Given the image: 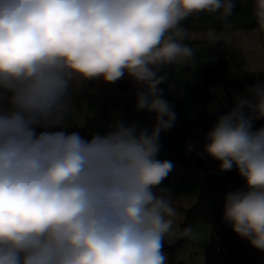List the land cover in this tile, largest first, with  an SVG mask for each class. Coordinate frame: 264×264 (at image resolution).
I'll return each mask as SVG.
<instances>
[{
    "label": "clouds",
    "instance_id": "obj_1",
    "mask_svg": "<svg viewBox=\"0 0 264 264\" xmlns=\"http://www.w3.org/2000/svg\"><path fill=\"white\" fill-rule=\"evenodd\" d=\"M236 0H0V264H168L164 246L194 238L174 227L177 208L155 189L173 169L157 160L159 133L175 113L158 75L195 53L182 22L233 15ZM264 30V0H252ZM209 43L215 44L214 29ZM127 73L143 91L137 110L156 113L149 134L117 122L84 139L62 127L83 82ZM255 101V103H252ZM256 114L246 118L242 109ZM264 80L219 117L205 151L244 189L225 197L234 233L264 251ZM37 129H45L37 131Z\"/></svg>",
    "mask_w": 264,
    "mask_h": 264
},
{
    "label": "crops",
    "instance_id": "obj_2",
    "mask_svg": "<svg viewBox=\"0 0 264 264\" xmlns=\"http://www.w3.org/2000/svg\"><path fill=\"white\" fill-rule=\"evenodd\" d=\"M241 7L233 10V15L226 19H220L219 14L202 13L182 22L186 33L180 42L192 47L195 55L187 63L179 64L180 81L186 85L200 86L203 96L190 95L185 91L175 92L174 97L179 107L184 108L190 116L201 108L214 111L235 106L238 99L246 98L249 86L258 79L264 80V30L257 26L245 27L253 21L252 11L248 6L242 11L244 8L241 10ZM209 29L215 30L216 42L237 51L242 56V62L240 65L225 63L220 71L207 78L203 69L207 63L205 52L209 44ZM157 74L166 77L168 71L163 67ZM81 86L74 92V108L60 127L61 131L70 133L74 127L82 126L87 118L105 114L113 124L111 131L117 122H122L126 126L136 125L138 131L146 129L151 133L142 110H137L136 107V95L144 89L127 73L111 83L102 78L91 80L86 94L79 91ZM158 88L161 98L165 99L166 79ZM126 109L129 110V115L125 114ZM172 165V171L155 191L157 195H161L160 189L168 190L165 194L178 211L174 227L182 230L184 213L181 209H188L195 204L206 174L204 170L192 165L176 161ZM243 189L244 185L230 186V193ZM189 226L194 229V238L186 239L175 252V259L181 264H204L206 253L211 249L212 227L203 221ZM167 256L169 264V255Z\"/></svg>",
    "mask_w": 264,
    "mask_h": 264
},
{
    "label": "trees",
    "instance_id": "obj_3",
    "mask_svg": "<svg viewBox=\"0 0 264 264\" xmlns=\"http://www.w3.org/2000/svg\"><path fill=\"white\" fill-rule=\"evenodd\" d=\"M243 5L250 7L252 11V0H236L233 10ZM252 19V23L245 27L257 26L253 15ZM89 87L90 81H85L79 91L86 94ZM164 100L167 102L166 99ZM234 107H222L214 111L201 108L195 110L194 114L190 116L184 108L179 107L177 102V108L171 110L175 113L172 126L159 133V153L155 157L157 160L170 161L171 163L176 161L205 171V180L195 204L188 209H181L184 213L181 229L197 221H203L212 227L211 243L213 244L214 237L223 242V247L217 254L209 249L204 264H264V251L257 250L251 246L247 239L234 233L231 225L225 221L223 216L225 197L230 193V186L244 185L243 180L235 168L225 172L226 178L217 173L211 167V164L216 160L205 151V146L209 143L207 133L218 123L219 117L227 115ZM242 112L246 118L256 115L248 107L243 108ZM142 113L147 120L148 129L152 131L156 124V113L146 109L142 110ZM252 122L254 129L264 127V118L253 119ZM112 126L113 124L110 123L107 116L102 114L87 118L82 126L74 127L70 133H79L81 137L88 140L96 134H107L111 131ZM44 130L37 129V131ZM48 130L61 131L59 126ZM214 191H217V194ZM186 239L177 240L171 246L165 244L164 252L169 255V264H181L176 261L175 252Z\"/></svg>",
    "mask_w": 264,
    "mask_h": 264
},
{
    "label": "built area",
    "instance_id": "obj_4",
    "mask_svg": "<svg viewBox=\"0 0 264 264\" xmlns=\"http://www.w3.org/2000/svg\"><path fill=\"white\" fill-rule=\"evenodd\" d=\"M207 63L204 65V74L208 78L212 74L220 71L225 63L233 65H240L242 56L235 50H231L226 44L216 42L215 44H208L205 52ZM168 71L166 76V90L165 99L170 107V110L177 108V100L174 97L175 92L185 91L188 94H196L201 97L202 92L200 86H190L180 81L179 64L164 66ZM129 110L126 109V115H129ZM217 194V191H214ZM223 247V242L214 237L211 249L214 253H218Z\"/></svg>",
    "mask_w": 264,
    "mask_h": 264
},
{
    "label": "rangeland",
    "instance_id": "obj_5",
    "mask_svg": "<svg viewBox=\"0 0 264 264\" xmlns=\"http://www.w3.org/2000/svg\"><path fill=\"white\" fill-rule=\"evenodd\" d=\"M244 8V9H243ZM247 7H245V6H242L241 7V10L242 11H245V9H246ZM240 19V18H239ZM202 57H203V55H202ZM211 167L212 168H214L216 171H217V173H220L224 178H225V172L226 171H220V169H219V161H214L212 164H211Z\"/></svg>",
    "mask_w": 264,
    "mask_h": 264
}]
</instances>
